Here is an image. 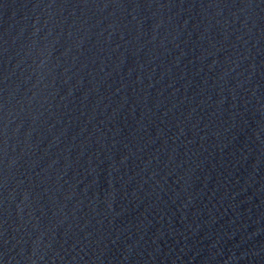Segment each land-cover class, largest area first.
<instances>
[{"label": "water", "instance_id": "95a60500", "mask_svg": "<svg viewBox=\"0 0 264 264\" xmlns=\"http://www.w3.org/2000/svg\"><path fill=\"white\" fill-rule=\"evenodd\" d=\"M0 264H264V0H0Z\"/></svg>", "mask_w": 264, "mask_h": 264}]
</instances>
